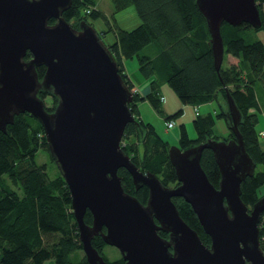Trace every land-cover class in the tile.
<instances>
[{
  "label": "water",
  "instance_id": "water-1",
  "mask_svg": "<svg viewBox=\"0 0 264 264\" xmlns=\"http://www.w3.org/2000/svg\"><path fill=\"white\" fill-rule=\"evenodd\" d=\"M70 5L71 0H0V132L23 112L41 124L70 191L87 263L107 264L92 245L100 236L119 250L125 264H264L259 233L264 195L250 208L240 197L241 182L254 174L256 163L246 152L238 130L241 113L230 93L227 107L234 138L207 139L186 149L170 146L178 184L164 186L121 148L125 126L135 121L128 106L133 92L96 29L84 20L76 29L64 19ZM195 5L205 19L219 71L222 23L260 27L256 1L195 0ZM39 66L46 68L41 79ZM40 91L57 98L53 111L46 109ZM204 149L212 151L218 165L217 187L201 166ZM119 168L129 172L135 189L147 187L145 204L124 190ZM174 197L190 204L210 238L209 246L182 219ZM87 210L91 224L84 222Z\"/></svg>",
  "mask_w": 264,
  "mask_h": 264
},
{
  "label": "trees",
  "instance_id": "trees-1",
  "mask_svg": "<svg viewBox=\"0 0 264 264\" xmlns=\"http://www.w3.org/2000/svg\"><path fill=\"white\" fill-rule=\"evenodd\" d=\"M255 1L262 23L260 27L254 28L245 22L239 25L222 23L220 32L224 55L219 71L214 66L205 19L195 0H111L114 12L134 5L140 23L130 30L115 24L109 29L114 33V40L104 42L118 65L124 83L133 92V100L128 106L135 121L125 126L120 146L141 171L153 173L164 186L178 184L168 155L170 146L153 124L141 119L139 101L146 100L155 111L163 113L160 103L162 81L170 85L182 105L198 106L217 101L219 109L215 114L195 115V137L188 135L184 124L180 125L178 143L181 149H186L207 139L234 138L227 107L226 93H230L241 113L238 130L246 152L256 163L254 174L246 177L240 185V197L249 208L262 196L259 189L264 184V152L256 131L258 118L256 113L250 112L251 108L259 107V87L264 91V42L248 37L252 31H264V0ZM88 8L91 12L86 14ZM101 14L104 16L97 0H71L70 7L62 15L78 29L80 21L93 25L88 17ZM48 23L53 24L54 20L50 19ZM106 32H98L102 40ZM227 55L236 58L237 62L224 65ZM30 57L27 52L25 59ZM133 57L144 78L154 77L144 96L133 91V84L123 65L124 59ZM45 69L44 66L36 68L39 79ZM38 95L43 100L50 96L42 91ZM56 104L57 98L51 96V105L45 104V107L51 112ZM181 113L182 108H179L166 115L165 120ZM221 117L229 128L226 135H218L215 131L216 119ZM39 150L47 151L49 160L55 163L41 124L27 112L15 115L6 131L0 132V264H44L49 259H53V264H88L72 212L69 188L56 163V168L50 173L46 163L36 161ZM201 166L209 181L217 187L220 171L210 149L203 150ZM118 174L124 190L145 204L147 187L135 189L125 168H119ZM173 202L182 219L209 246L210 238L203 231L190 204L181 197H174ZM84 222L92 223L88 210L84 214ZM158 233L168 237L166 232ZM259 233L264 252V210L260 216ZM92 245L107 264H125L122 256L109 259L104 255L103 249L107 244L100 236L92 239Z\"/></svg>",
  "mask_w": 264,
  "mask_h": 264
},
{
  "label": "rangeland",
  "instance_id": "rangeland-1",
  "mask_svg": "<svg viewBox=\"0 0 264 264\" xmlns=\"http://www.w3.org/2000/svg\"><path fill=\"white\" fill-rule=\"evenodd\" d=\"M97 2L104 16L102 14L96 16H89L88 21L93 23L92 26L99 33L101 31L107 30V32L102 35V38L105 43L113 41L114 33L112 30L109 29L114 28V26L117 25L121 28L130 30L140 23V18L137 14L134 5H129L122 10L114 12L111 0H97ZM248 37L249 39H261L264 42V31H252L251 33H249ZM230 56L231 55L226 56L224 60V65L227 63V60ZM132 60L133 62H137L135 57H133ZM160 90L163 96L165 97V101L162 103L163 113H158L151 107V105H149L147 102L142 101H139V110L143 115V120L146 122H151L154 125L158 134L168 141L169 146H179L178 139L181 124L185 125L190 137H195L196 135L195 128L193 125L195 108L192 105H182L176 93L166 81H162L160 83ZM44 101L46 106H50L51 96H46ZM212 104H214L215 106L218 105L217 101L215 100ZM214 105H212V107ZM179 108H182V113L170 119L173 120L174 126L172 128H167L165 116L174 113ZM216 123L217 125L215 131L218 135H226L229 132V128L226 124L224 117L217 118ZM36 161L39 164L46 163L47 169L50 173L53 172L52 169L56 168L55 163L49 160L47 151L39 150L36 156ZM258 169H260V167H258ZM103 253L109 259H117L121 257L119 250L116 247L110 245H105ZM80 254L82 253L80 252ZM44 264H53V259L46 260Z\"/></svg>",
  "mask_w": 264,
  "mask_h": 264
},
{
  "label": "crops",
  "instance_id": "crops-1",
  "mask_svg": "<svg viewBox=\"0 0 264 264\" xmlns=\"http://www.w3.org/2000/svg\"><path fill=\"white\" fill-rule=\"evenodd\" d=\"M113 40H114V38H113ZM132 59L133 58L124 59L123 65H124V68H125V72H126L128 78L130 79V81L132 82L134 90L137 93H139L141 96H144L149 91L150 82L154 79V77H151V78H148V79L144 78L139 72L138 62H133ZM236 62H237L236 58H234L232 56H230L228 58V60H227V64L228 65L232 64V63H236ZM259 88H260V90H258V92H259V94H258L259 107H258V109L251 108L250 112L257 114L258 122L256 124V131H257L258 136H259L260 148L264 152V91H263V89L261 87H259ZM160 92H161V90H160ZM161 98L163 99V100H160V103L162 104L165 101V97L163 96V94L161 95ZM141 101L148 103V101H146V100H140V102ZM213 101L208 102V103H204V104H201V105H198V106H193L195 108V115L197 113H200V114H207V113L215 114L218 111V109H219V105L215 106L214 104H212ZM212 105H214V106L212 107ZM138 107H139V104H138ZM211 107H212V109H211ZM139 112H140V117L143 120L144 119L143 115L141 114L140 110H139ZM216 125H217V123L215 124V128H216ZM259 193H260V195H264V184H262L260 186Z\"/></svg>",
  "mask_w": 264,
  "mask_h": 264
},
{
  "label": "built area",
  "instance_id": "built-area-1",
  "mask_svg": "<svg viewBox=\"0 0 264 264\" xmlns=\"http://www.w3.org/2000/svg\"><path fill=\"white\" fill-rule=\"evenodd\" d=\"M85 12H86V14H89L91 12V9L88 8V9L85 10ZM133 91H135V90L133 89ZM160 100H163V99L160 97ZM173 126H174L173 120H167L166 121V127L167 128H172Z\"/></svg>",
  "mask_w": 264,
  "mask_h": 264
}]
</instances>
